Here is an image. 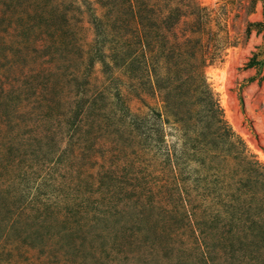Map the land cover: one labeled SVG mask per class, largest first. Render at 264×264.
<instances>
[{
    "label": "rangeland",
    "instance_id": "rangeland-1",
    "mask_svg": "<svg viewBox=\"0 0 264 264\" xmlns=\"http://www.w3.org/2000/svg\"><path fill=\"white\" fill-rule=\"evenodd\" d=\"M0 264H264V0H0Z\"/></svg>",
    "mask_w": 264,
    "mask_h": 264
},
{
    "label": "trees",
    "instance_id": "trees-1",
    "mask_svg": "<svg viewBox=\"0 0 264 264\" xmlns=\"http://www.w3.org/2000/svg\"><path fill=\"white\" fill-rule=\"evenodd\" d=\"M209 115L212 116L211 113H210ZM213 118H214V116H213ZM213 120H214V119H213Z\"/></svg>",
    "mask_w": 264,
    "mask_h": 264
}]
</instances>
